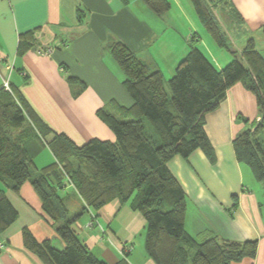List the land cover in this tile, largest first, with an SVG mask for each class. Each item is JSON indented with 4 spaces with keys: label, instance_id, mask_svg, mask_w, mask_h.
<instances>
[{
    "label": "crops",
    "instance_id": "0c3cea01",
    "mask_svg": "<svg viewBox=\"0 0 264 264\" xmlns=\"http://www.w3.org/2000/svg\"><path fill=\"white\" fill-rule=\"evenodd\" d=\"M169 2L170 11L159 17L141 0H0V90L8 81L45 124L79 146L92 139L115 141L97 112L113 101L126 108L133 105L124 86L127 75L112 54L116 43L123 42L151 73L161 71L168 80L189 53L192 40L201 42L198 47L218 69L232 61L227 50L213 39L215 44L210 42L190 0ZM212 6L233 49L241 51L251 39L256 44L264 24V0H215ZM27 39L33 48L20 56L19 44ZM217 48L230 59L222 52L221 61ZM70 77L83 82L84 89L80 82L71 84ZM240 115L257 120L259 110L255 96L237 84L229 89L221 108L206 117L215 162L198 150L188 159L173 157L168 167L186 194L187 233L196 240L207 232L234 242L257 241L256 257L236 264H264V190L251 191L249 184L256 180L237 161L233 146L247 127ZM33 160L38 169L55 162L48 147L40 148ZM0 190L19 214L0 233V243H5L0 264H43L25 247L24 229L39 242L49 240L64 248L30 182L15 193L0 181ZM71 190L75 192L69 186L63 193ZM72 198L67 202L76 214L81 201ZM146 226L139 212L116 200L98 212H85L73 228L107 264L123 260L155 264L145 250Z\"/></svg>",
    "mask_w": 264,
    "mask_h": 264
},
{
    "label": "trees",
    "instance_id": "16d2710c",
    "mask_svg": "<svg viewBox=\"0 0 264 264\" xmlns=\"http://www.w3.org/2000/svg\"><path fill=\"white\" fill-rule=\"evenodd\" d=\"M141 1L159 17L171 9L169 0ZM190 1L201 24L232 61L218 69L192 40L189 53L167 80L161 71L151 73L123 42L116 43L112 54L127 75L124 86L133 105L126 108L113 101L97 112L115 141L92 139L79 146L45 124L17 89L0 90V181L15 193L30 182L64 244L59 249L49 240L39 242L24 229L25 247L43 264H107L85 245L73 225L85 212H98L116 200L145 218V250L155 264H236L256 257L257 241L234 242L210 234L199 242L187 233L186 194L168 167L173 157L188 159L198 150L215 162L206 117L221 108L230 88L242 84L255 96L260 120L237 135L233 146L237 161L264 184V53L253 39L241 51L232 48L213 12L215 0ZM261 29L264 34V24ZM32 44L30 39L20 42L18 55L31 50ZM69 82L85 87L75 77ZM144 119L155 136L148 134ZM43 147L50 149L55 162L38 169L33 157ZM69 186L81 201L76 214L63 193ZM18 216L0 190V233Z\"/></svg>",
    "mask_w": 264,
    "mask_h": 264
},
{
    "label": "rangeland",
    "instance_id": "374dc122",
    "mask_svg": "<svg viewBox=\"0 0 264 264\" xmlns=\"http://www.w3.org/2000/svg\"><path fill=\"white\" fill-rule=\"evenodd\" d=\"M197 16V15H196ZM198 17V16H197ZM199 19V18H198ZM257 38H255L256 39V46H257V49L258 50H261L263 53H264V34H263V32H261V35H257L256 36ZM210 42H212V44H215L213 41H212V38H210ZM200 41H199V43H198V45H200ZM217 50H218V52L220 53V55H219V58H220V60L221 61H223V53L225 54V56L226 57H228L229 58V55H228V53H225V52H223V51H220V49H218L217 48ZM223 52V53H222ZM230 59V58H229ZM229 63L227 62V63H225L224 64V66L223 67H226L227 65H228ZM170 79V78H169ZM167 80H168V78H167ZM167 89H169V87L167 86ZM170 90V89H169ZM169 94L171 95V92L169 91ZM240 118H241V120H242V122H244V120H247L248 121V123H245V125L248 127V128H251V127H253L256 123V120H255V118H252V119H250V118H248V117H245V116H243V115H240ZM145 120V123H146V127H147V132H148V134L149 135H152V136H155L154 135V132H153V130H152V127H151V125H150V123L148 122V120L147 119H144ZM255 123V124H254ZM256 182V184H254V183H251L250 182V184H249V186H250V189H251V191H254V192H256V191H263L264 190V184L263 183H259V182H257V181H255ZM66 193V196L68 197L67 198V200H72V199H74V198H72L73 196H77V194L74 192V191H66L65 192ZM78 197V196H77ZM263 197H264V191H263ZM208 234H207V232H205L202 236H199V238H197V241H199V242H202V241H204L205 239H207L205 236H207ZM5 245V244H4ZM125 253H129V252H125Z\"/></svg>",
    "mask_w": 264,
    "mask_h": 264
},
{
    "label": "built area",
    "instance_id": "2783aa9c",
    "mask_svg": "<svg viewBox=\"0 0 264 264\" xmlns=\"http://www.w3.org/2000/svg\"><path fill=\"white\" fill-rule=\"evenodd\" d=\"M3 89H4L5 91L9 92V93H12V89H11V87H10L8 81L4 82ZM258 120H260V119L258 118ZM4 244H5V243H0V250L3 249V248L5 247Z\"/></svg>",
    "mask_w": 264,
    "mask_h": 264
}]
</instances>
